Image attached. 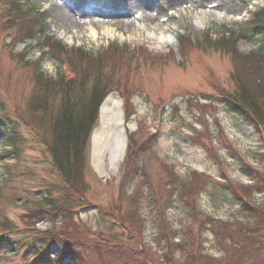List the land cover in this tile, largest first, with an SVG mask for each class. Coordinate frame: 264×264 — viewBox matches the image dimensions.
I'll return each instance as SVG.
<instances>
[{"label": "rangeland", "instance_id": "374dc122", "mask_svg": "<svg viewBox=\"0 0 264 264\" xmlns=\"http://www.w3.org/2000/svg\"><path fill=\"white\" fill-rule=\"evenodd\" d=\"M9 3L0 0V153L8 147L7 133L13 124L17 144H9L15 151L13 155L0 158V217L10 222L0 226V264H36L43 259V264H122L114 250L129 243L131 227L124 212L114 216L111 207L119 205L123 193L127 204L125 197L136 191V181L123 187L124 159L116 172H111L105 154L103 173L94 168V137L101 118L91 137L88 188L83 198L74 192L67 194V186L51 162L44 143V138L50 140L49 127L37 121L32 112L31 102L39 93L35 73L40 68L57 81L63 73L72 72L73 61L64 53L58 59L53 50L45 49L46 44L62 43L68 53L80 48L110 60L106 69L115 81V89L109 96L116 95L121 103L125 154L130 135L156 136L142 158L144 173L155 189L159 179L166 177L162 169L166 165L181 181H190L191 173L196 171L217 183L228 182L236 187L254 181L245 165L264 171V132L258 134L253 125L217 101L225 90L234 91L233 59L203 46L208 33L217 34L223 29L236 33L264 8V0H29L30 5L45 13L41 24L44 34L33 41L21 38L28 26L13 27L12 15L6 12ZM59 13H65L66 22L80 31L56 19ZM181 37L186 42H181ZM238 45L242 54L253 52L260 46V32L250 40L241 39ZM23 52L22 63L19 56ZM111 53L114 57L110 58ZM115 58L123 61H112ZM37 60H41L39 64ZM25 62L32 64L27 66ZM190 97L216 105V111L208 112L212 137L199 138L195 133L203 131V121L197 109L188 105ZM141 181L139 178L136 188L139 186L138 213L144 228L136 234L152 252L161 255L164 244L156 241V209L162 206L153 203L151 187ZM47 190L57 197L72 198V223H63L60 218L53 223L43 218L28 225L29 211L38 209L36 203ZM163 196L166 199V194L155 197L160 204H164ZM252 202L264 208V192L255 191ZM195 203L202 217L244 222L233 196L215 183H208ZM103 208H108L114 218H103ZM192 213L174 196L166 218L178 231L177 240L193 224ZM61 232L71 234L75 243L59 238ZM203 240L205 254L223 256L211 231L203 234Z\"/></svg>", "mask_w": 264, "mask_h": 264}, {"label": "trees", "instance_id": "16d2710c", "mask_svg": "<svg viewBox=\"0 0 264 264\" xmlns=\"http://www.w3.org/2000/svg\"><path fill=\"white\" fill-rule=\"evenodd\" d=\"M7 7L6 12L12 15L15 22L13 27L20 29L24 25L28 26L27 32L22 37L20 34L22 39L33 41L36 36L44 34L41 24L45 14L30 5L29 0H10ZM8 25L10 26V24ZM257 31L260 32V46L253 52L242 54L239 51V41L252 39ZM185 39L181 37V42H186ZM13 42H17V39H14ZM203 42L205 49L231 55L233 59L234 91L225 90L222 97L217 98V101L225 103L228 110L236 112L246 123L253 125L258 134L263 133L264 8L259 10L251 22L245 24L236 33L226 29L217 34L208 33ZM45 48L48 52L53 50L58 59L62 53L66 56L70 55L73 61L72 72L70 71V74L63 73L56 81L48 78L39 68L35 73L39 93L31 102L32 112L36 114L37 121L46 123L49 127L50 140L47 141L44 138V143L55 170L67 186V194L74 192L75 196L83 198V194L88 188L86 172L89 168L88 152L91 136L97 127L102 103L115 89L113 84L115 81L110 79L111 76L106 69L110 60L105 59L103 54L91 55L80 48L68 53V49L62 43H56L53 46L46 44ZM73 52L74 55L71 54ZM20 55V61L24 62V52ZM109 57H114L113 53ZM119 59L121 60V58H115L112 61ZM40 61L37 60V64ZM25 64L29 66L32 63L25 62ZM210 100L216 101L212 96H210ZM187 102L189 106L197 109L199 120L203 121H201L203 131L195 130V133L199 138L212 137L208 121L210 113L208 112L216 111V105L201 103L193 97L187 99ZM7 134L8 147L0 153V158H6L15 153L11 145L15 147L17 144L16 125L13 124ZM155 139L154 135L143 138L130 135V143L121 166L123 187L136 181L134 184V191L135 189L136 191L130 193L129 197H125L128 200L127 204L123 201V195H126L123 193L120 196V206L114 203L111 207L112 212L115 213L114 216L123 211L124 219L126 218L131 227L127 246L119 245L114 250L122 264H264V208L252 202L255 191L264 192V171L258 172L244 164L249 173L254 176V184L236 187L228 182L217 183L213 178L199 172L191 173L190 181H181L177 178L174 169L170 166L167 168L166 165L162 167L166 177L159 179L155 189L142 168V158L149 152L150 145ZM8 148L10 149L8 150ZM211 150H214L212 144ZM214 153H216L215 150ZM139 178H141L142 184L145 183L151 187L150 197L154 199L153 203L155 205L159 203V207L162 206L156 209V222L159 227L156 241L158 245L164 244L162 255H159L158 251L152 252V249L141 242L136 234V232L139 234L144 228V221L138 213L140 202L137 189L139 186L137 188L136 186ZM208 183L217 184L223 191H227L233 196L239 205L238 212L244 218V222H225L212 217H202L199 212H196V196L198 198ZM164 194L167 197L165 199L163 196L164 204H160V199L156 200L155 197L158 198ZM176 195L194 213H192L193 224L186 229L179 241H177L178 231L171 228L166 218V211L172 205ZM71 199L68 195L64 198L54 196L47 190L46 195L36 203L38 209L29 211L30 213L26 217L28 225H35L43 218L53 223L59 218L63 223H72L74 215L71 212ZM109 213L108 208H103V218L107 216L114 218ZM1 218L0 226L4 227L10 224L6 219ZM208 230L213 233L222 249L223 256L220 258L212 257L204 252L203 234ZM58 237L75 243L69 233L61 232ZM43 260L36 264H43ZM55 261L56 263L60 262L57 259Z\"/></svg>", "mask_w": 264, "mask_h": 264}, {"label": "bare ground", "instance_id": "6f19581e", "mask_svg": "<svg viewBox=\"0 0 264 264\" xmlns=\"http://www.w3.org/2000/svg\"><path fill=\"white\" fill-rule=\"evenodd\" d=\"M56 19L62 20L68 28L72 23L66 22L65 13L56 15ZM80 31V29H78ZM121 103L116 95L109 96L101 108V126L95 132L93 157L94 168L103 173V158L106 154L107 164L111 172H116L124 159L126 139L121 113ZM132 125H129L131 130Z\"/></svg>", "mask_w": 264, "mask_h": 264}]
</instances>
